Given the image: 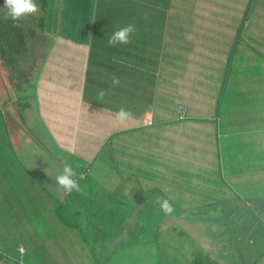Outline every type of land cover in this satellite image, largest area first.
I'll list each match as a JSON object with an SVG mask.
<instances>
[{"label":"crops","instance_id":"0c3cea01","mask_svg":"<svg viewBox=\"0 0 264 264\" xmlns=\"http://www.w3.org/2000/svg\"><path fill=\"white\" fill-rule=\"evenodd\" d=\"M89 1L91 5L87 4L85 23L78 25L76 16L72 20L78 32H83L90 24L89 35L58 36L47 57V50L39 56L37 67L25 68L26 79L12 70L7 72L4 80L0 79V88L7 87L0 94V107L10 109L15 117L9 121L13 126L5 127L8 139L3 138L4 146L0 148V185L7 184L6 188H0V264L18 263L15 259H19L18 264H79L78 260H68L67 242L71 243V248H79L69 250L73 258L79 250L92 251L89 241V246L83 248L79 238L81 230L77 229L67 238L64 224L56 221L60 216L55 212L66 195L57 185L56 176L63 172L65 163H71L73 170L80 172L92 161L91 170L100 182H118L116 175L119 179L123 175L125 181L133 180L140 193L138 204L158 202V198L162 201L156 188L161 186L163 176H167L170 187L190 186L179 191L192 190V186L198 184L207 196L215 179L210 175L220 174L217 165L223 162V146L233 143L242 129L230 121L227 135L213 132L210 115H197L190 100L179 98L173 91H191L189 97L195 98L196 104L213 107L216 121L221 123V117L225 115L215 107L217 92L221 84L231 85L244 96L243 103L234 111L235 119L244 120V126L248 127L245 130L259 129L257 133L264 136L263 121L254 129L247 114L249 108L252 117L264 118V0H137L133 14L128 16V21L136 25L135 35L130 44L122 45L120 59L112 57L107 48L92 42L93 38L96 44L108 41V37L104 38L100 33L110 24L108 10L113 6L104 0ZM245 8L250 10L249 13ZM65 14L67 22L72 14L68 10ZM61 23L62 19L59 29ZM32 27L37 33L45 32L38 26ZM235 37V54L242 46L245 51L240 56L249 60L244 61L245 64L250 63L244 65L241 72L232 66L228 70L226 61L228 52L232 53ZM89 41L90 45L87 44ZM239 64L236 66L243 68ZM229 74L239 75L238 80H234L235 77L229 80ZM114 78L119 80L116 86L113 85ZM19 79L23 81L22 85ZM29 87L31 91L23 97L22 108L27 111L31 98H35L33 103L38 109L37 120L41 125L38 155L55 165L43 176L46 183L34 175L31 161L27 159L29 153L21 147L22 130L16 124L17 115L13 111L16 103L12 99L15 97L8 99L7 95L10 91H27ZM162 87L166 93L167 113L153 108L160 101ZM102 90L106 92L103 98L99 96ZM227 101L231 102L224 98V102ZM6 102L10 104L6 106ZM182 103L187 110L185 117L178 119ZM121 107L131 111L134 119L124 124L116 121L113 114ZM145 113L152 116L149 125L143 123ZM178 135L180 143L177 146L173 139ZM198 138H201V144ZM45 145L47 154L43 152ZM105 147H109V154L104 158L101 152ZM59 152L73 154L75 158L71 162L61 161L55 157ZM114 154L125 159H113ZM177 158L182 163H178ZM173 160L177 163H170ZM207 167L211 168L206 170V178L201 180L200 175L198 181H194V175ZM261 169L260 173L249 174L251 181H264V159ZM177 181L182 183L178 185ZM123 192L128 193V190L123 189ZM148 192L150 195H145ZM91 193L77 192L73 199H69L67 193L66 199L80 201L83 195L87 197ZM129 195L133 194L129 192ZM65 214L72 217V208H67ZM108 216L110 214L105 215ZM140 216L141 213L137 214L133 220ZM145 216L155 217L147 209L143 212ZM128 228L130 230V224ZM90 231L88 229L86 233ZM62 234L64 237L61 238ZM111 234L108 230H99L94 236L102 243ZM111 247L115 250L116 243L112 242ZM104 258L109 261V255ZM255 260L254 257L247 259L250 264Z\"/></svg>","mask_w":264,"mask_h":264},{"label":"trees","instance_id":"16d2710c","mask_svg":"<svg viewBox=\"0 0 264 264\" xmlns=\"http://www.w3.org/2000/svg\"><path fill=\"white\" fill-rule=\"evenodd\" d=\"M37 1L42 10L41 15L36 19H24L19 27H16L11 19H6L4 12H0L1 80H4L7 77V72H9V70H12L15 73L17 69L19 70V73L22 72L20 76L26 79L25 68L33 69L32 66L37 67L35 60L32 59L30 62H28V58L31 56V54H27L29 48L27 41L24 39L25 35L27 38L35 39V37H38L36 36L37 34H41V32L37 33L32 26H38L41 28L40 31H45L43 33L50 35L51 42L47 47L50 50L53 41L56 40V34L58 36L65 37V33L59 29V22L62 18V12H60V10H64V7H67L73 11L75 8V13L81 15L82 13H87V4L91 5L89 0ZM104 1L106 3H110L113 8H109L108 10L110 24L106 25L102 30V33H100L102 37H108L109 40L111 35L116 30L127 26L128 23L136 27L134 23L128 21V16L133 14L135 6L134 4L137 0ZM85 19L86 17L78 18V25L81 22L84 24L86 21ZM122 19H125V21H122ZM89 26L90 24L86 30L84 28L83 32H78L79 30L75 31L72 36L89 35ZM133 35H135V32ZM13 37H16V39L12 42ZM90 42L91 41H89L87 44L90 45ZM92 42L93 45H100L107 48L110 51L112 57H116L118 59L121 58V54L119 52H121L122 45L117 44L115 46H110L107 40L105 42L100 41L98 44H96L95 38H93ZM87 44L84 43L86 46ZM236 45L237 37L234 38L232 47L230 46L232 53L229 54L228 52L226 61L230 65H228V70H230L232 66L234 70L238 69V71L241 72L240 70H244V65H249L250 63L248 62L245 64L244 61L249 60L243 56H240L241 52L245 51L242 46H240L237 54H235ZM238 61H241L240 64ZM25 63L27 65H25ZM237 63L242 65L243 68L239 69L236 66ZM34 74L35 72L33 71V75ZM232 77H235L234 80H238L239 75L234 76L231 74L230 76L229 74V80H231ZM6 88L7 87H3L4 90L0 88V94L3 93ZM165 96L166 93L164 91L162 94V101L164 100V104L166 103ZM224 98L230 99L231 102L227 101V103H225ZM243 98L244 96L231 88V85L223 83L218 89L216 96L217 103L215 107L217 111L225 109L223 113H220L225 115V117H221L220 123L221 127L223 128L222 135L224 133V135L228 134L226 131L228 130L227 126L229 125L230 121H232V124L235 125V127L237 126L239 129H242V131L239 132L233 143H225L226 145L223 146L225 149L223 162L217 165L220 174H216L219 177L216 174L210 175L215 178L214 182L211 184V192L206 196L198 184H194L192 186V190L179 191L190 186L183 185L182 187L178 188L177 186L170 187L167 176H163L164 178L159 183L161 186L157 187L156 190L161 194L160 196L163 198L162 200L166 199L169 201L174 211L171 214L166 215L161 210L162 201L149 202V204L147 202L143 203L144 205L154 204L158 214L152 218H146L142 220L141 217L137 218V220H134V223L130 227H134L136 231L140 229L143 232L142 235L138 239H133L127 245H124V247H118V250L116 251H122L124 255L128 256L127 252L129 247L132 246L133 243L139 244L141 250L146 252V256L140 260H137V262L134 264H224L226 253L219 252L218 246H216L217 241L214 237L210 236V244L208 248L204 247L199 241L201 236L210 234V230L212 231L219 229L226 225L225 222H216L215 219L212 218L211 214L227 216L229 214L237 213L239 210L237 215L239 217L242 216L243 218H247L241 213L245 212L247 209L248 213H251L253 217L258 220V222H260L261 226L264 225V181L261 179H254V181L250 180V175L252 173L262 172L261 167L263 166L264 159V136L261 135L262 133L260 132L257 133L259 129L251 131L245 130L248 127L244 126V120L237 117L235 119L234 111L236 108L239 109L238 106L243 103ZM234 99L236 101H234ZM240 109H243V107ZM247 114L249 116L248 121L254 129L255 127L262 125V121L264 124V118L260 116L259 119L252 117L249 108H247ZM258 120H260L261 123ZM179 155L180 154H178V156ZM1 157H3V155H1ZM101 157L105 158L106 156L101 155ZM177 160L178 163H182L181 159L177 158ZM92 166L93 162L89 161L87 166L85 165L86 168L80 172V175L77 176L76 179L79 178L78 181H84V179H93L94 185L100 183V181L96 179L97 175L95 171L91 170ZM209 168L211 167H207L204 170L198 171L199 173L194 175V181H198L200 175L201 180L205 179L206 170ZM123 179L124 177L122 175V179H118V182H110L113 186H115V191L120 192L122 189H124V184L125 186L127 185V179L126 181ZM177 182L178 185L182 183L181 181ZM219 182L221 185H219ZM176 192H179L182 195V198H172V194ZM142 193L144 194L145 192ZM150 193L151 192H148L145 195H150ZM122 225L124 226V224ZM81 232L82 233L79 232V238L82 241L83 248L86 249L89 246L87 240L90 237V234L82 230ZM170 237L172 238L169 239ZM253 242H255V240H253ZM224 246L230 248L229 243L225 244ZM235 248L230 249L233 250ZM38 252L40 255L39 250ZM258 252L260 253L252 255L251 257L259 260L263 254L262 261L258 263L262 264L264 263V247H259ZM238 253L240 255L239 258L242 260V262L239 264H244L243 261H245V264H250L248 263L247 258L243 256L245 250H238ZM108 259L110 260V258ZM15 261L19 262V259H15ZM131 261L132 260H130L129 263Z\"/></svg>","mask_w":264,"mask_h":264},{"label":"rangeland","instance_id":"374dc122","mask_svg":"<svg viewBox=\"0 0 264 264\" xmlns=\"http://www.w3.org/2000/svg\"><path fill=\"white\" fill-rule=\"evenodd\" d=\"M156 1V0H154ZM36 3L39 5L38 1L36 0ZM4 4L5 0H0V12H4ZM40 6V5H39ZM247 9V12L249 13V9ZM70 11L72 16L68 17V21L65 22L66 18V11ZM76 9L72 11L71 9H68L67 7H64L63 13H62V23H61V30L65 33V37L68 35H73L75 33V29L72 25V20L74 16H76V19L81 17H86L87 13H82L79 15L78 13H75ZM42 13V10L40 8V15ZM39 15V16H40ZM35 19L38 17H27V19ZM81 20V19H80ZM35 39L33 38H27L25 35L24 39L27 41V45L29 50L27 51V54H31L29 57V61L32 60V57L36 62H39V56L48 50L45 55L47 57L49 49L47 48L51 42L50 35L48 34H37ZM58 35L56 34L55 38H57ZM64 38V37H62ZM16 39V37L12 38V42ZM54 43V41H53ZM26 45V48H27ZM53 47V44L52 46ZM33 52V53H32ZM65 55V54H64ZM38 56V57H37ZM52 58V54L51 57ZM63 61V60H62ZM88 66V65H87ZM16 72L18 73V76L22 74L19 73V70L17 69ZM31 82V81H29ZM19 83L22 85L23 81L19 79ZM28 83V82H24ZM17 87H21L17 85ZM33 87V85H32ZM34 88V87H33ZM20 89V88H19ZM31 91V88L29 87L27 91H13V92H7L8 99H12L16 104L14 106V113L16 116V124L21 128L22 134V142L23 145L21 147H24V150H27L29 154H27V159L31 161L30 164H32V169L34 172V175L37 176L41 181L46 183V179L43 177L46 175L49 170L54 167L55 165L52 164L50 161L45 162V157L38 155L40 152L38 149L39 142L41 140L40 132H41V125L39 124L38 120V109H36L35 98L30 100L29 105L27 107V111L23 110V101L25 98H23L25 95L29 94ZM165 89L161 88V93H159V99L160 101L157 102V104L153 107L157 112L161 113H167L166 105L161 101V96ZM191 91H181V92H175L172 93L174 95H178V97H187L193 108L197 111H194L199 114V116H202V114H208L210 115V126L213 128V132L219 133L222 135L223 128L221 127L220 123H218L215 117L216 110L213 109V107H210L208 104H196L195 98H190ZM177 98V97H176ZM193 99V100H192ZM7 104L10 103H5ZM182 105V110L185 112L187 110L185 103L180 104ZM225 109H221L218 112H223ZM7 119V120H6ZM0 148L4 146L3 138L8 139V131L5 128L13 126V124H9L10 120H15L14 115L11 113L10 109L8 108H1L0 107ZM202 125V122H200V126ZM179 137H176L173 139L174 145L177 146L180 143V135ZM25 138L28 140L25 141ZM199 143H202L201 138H198ZM172 140V139H171ZM144 145H147L144 143ZM149 145V144H148ZM134 147V146H132ZM26 148V149H25ZM43 152L47 154V147L46 145L43 148ZM103 156H108L109 154V147H105V149L101 152ZM55 157L60 159L61 161H69L71 162L72 159L75 158V155L69 154L66 152H59L55 153ZM113 159L121 160L122 158L125 159L124 156L114 154L111 156ZM119 160V161H120ZM182 162V161H181ZM76 164L77 161H74ZM170 163L176 164L177 161L173 160ZM71 164V163H68ZM65 165V164H64ZM83 170V169H82ZM82 170L80 172H82ZM76 176L73 177V179H76L77 176L80 175L79 170L75 171ZM113 173V172H111ZM117 180L119 177L116 175L115 177ZM7 184H1L0 188H6ZM80 186L84 187L81 192H90L92 191L91 195L85 196L83 195L80 199V201H71L69 199L75 198V195L77 192L73 191L69 194V199L67 198V193L65 195V199L63 202L60 203L59 210L57 209L56 215L60 216V219L56 218V221L59 223H63L64 225V232L65 236L67 238H70L72 234L75 233V231L82 230L87 231L90 229V240H87L90 242V246L92 249L91 252L89 251H82L79 250L77 252V256L73 258V253L70 252V249L78 250L79 248L74 247L71 248V243L67 242V258L70 262L73 260H78L77 262H80L79 264H134L137 262V260H140L141 258H144L146 256V252L141 250L139 244L133 243L132 246L128 249V256L124 255L122 251H116L117 247H124V245H127L129 242H131L133 239H138L142 235V231L136 229L134 227H130V230L128 228V225L130 226L134 223L133 218L141 213V216L139 218L146 219L149 218L147 216L143 217V212L147 209L153 215H157L158 212L155 209L154 204L150 205H144V204H137L138 195H140L138 188H136L135 184L132 180H127V185L123 187L124 189L128 190V193L123 192V189L120 191V194L114 193L115 186H113L110 182H107L103 180L100 183H97L96 185L93 184V179H84V181L79 183ZM132 188V189H131ZM61 189V188H60ZM62 190V189H61ZM113 192V193H112ZM129 192L133 195H129ZM115 194V195H114ZM80 196V195H79ZM118 197L116 200H114L115 197ZM143 194L141 195L142 198ZM60 198V197H57ZM172 198H182V195L179 192H176L172 194ZM62 199V198H60ZM114 200V201H113ZM142 200V199H141ZM101 207V208H99ZM72 208L73 210V216H67L66 209ZM54 211V210H51ZM246 212V213H245ZM245 212H241L243 216H246L247 218H243L242 216L239 217L237 214L239 213V210L237 213L229 214L227 216L223 215H214L211 214L212 218L215 219V221L219 222H225L226 225L222 226L219 229L210 230L211 233L208 235H203L199 238L200 243L204 247H209V238L210 236L214 237L217 241L216 246H218L220 253H226L225 255V261L224 264H239L242 262V260L239 258L240 255L238 253V250H245V253H243V256H245L247 259H249L252 255L259 254L258 252L259 247H264V225H260V222L256 220L251 213H248V210L246 209ZM110 214V216L105 217V215ZM208 215V214H207ZM209 216V215H208ZM264 216V213H263ZM238 217V218H236ZM54 220V223H56ZM50 222H53L50 220ZM87 224V225H86ZM124 224V226L122 225ZM99 230L105 231L108 230L112 234L108 236L107 240H103L101 242H97L100 240V238H95V233ZM135 233V234H134ZM244 233V234H243ZM61 238L64 237L62 234L60 236ZM170 237L169 239H171ZM87 239V238H86ZM245 239V240H244ZM259 239V241H258ZM244 240V241H243ZM255 240V242H253ZM112 242L116 243L115 250L110 249ZM77 243V242H76ZM230 244V248H235L231 250L230 248L224 246L225 244ZM240 243V244H239ZM78 244V243H77ZM255 244V245H254ZM135 249V250H132ZM132 250V251H131ZM227 251V252H226ZM109 255L110 260L107 262L105 260V256ZM221 255V254H219ZM263 259L262 257L259 260H255L251 264H258ZM132 260L130 263L129 261ZM58 261V260H57ZM19 263V262H18ZM13 262L12 264H18ZM245 264V261H243ZM183 264V263H182ZM264 264V263H262Z\"/></svg>","mask_w":264,"mask_h":264},{"label":"clouds","instance_id":"9594fccd","mask_svg":"<svg viewBox=\"0 0 264 264\" xmlns=\"http://www.w3.org/2000/svg\"><path fill=\"white\" fill-rule=\"evenodd\" d=\"M5 18L11 19L14 22L16 27L21 25V22L27 17H38L40 15V6L36 3V0H5L4 4ZM135 32V26L128 24L125 27L119 28L116 30L108 40L110 46L119 45H128L132 42L131 37ZM119 84L117 78L113 79V85L116 86ZM106 92L101 91L99 96L103 98ZM115 120L121 124L131 121L134 119V116L131 111L126 110L124 107H121L114 114ZM185 117V116H184ZM183 117V118H184ZM178 118V119H183ZM76 176V173L73 171L71 164L65 163L63 172L56 176V183L59 188L63 189L66 193L81 192L78 179H73ZM158 202L159 198H158ZM161 210L166 214H171L174 209L168 200H162Z\"/></svg>","mask_w":264,"mask_h":264},{"label":"built area","instance_id":"2783aa9c","mask_svg":"<svg viewBox=\"0 0 264 264\" xmlns=\"http://www.w3.org/2000/svg\"><path fill=\"white\" fill-rule=\"evenodd\" d=\"M179 113L181 115V117H179V118H182L185 116V112L182 110V106L180 107ZM151 120H152L151 114L145 113L144 117H143V123L149 125V124H151Z\"/></svg>","mask_w":264,"mask_h":264}]
</instances>
